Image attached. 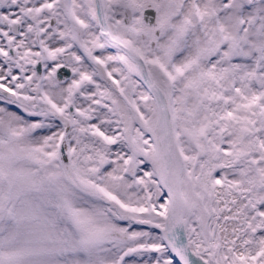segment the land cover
Returning a JSON list of instances; mask_svg holds the SVG:
<instances>
[{
    "label": "snow or ice",
    "instance_id": "obj_1",
    "mask_svg": "<svg viewBox=\"0 0 264 264\" xmlns=\"http://www.w3.org/2000/svg\"><path fill=\"white\" fill-rule=\"evenodd\" d=\"M0 264H264V0H0Z\"/></svg>",
    "mask_w": 264,
    "mask_h": 264
}]
</instances>
